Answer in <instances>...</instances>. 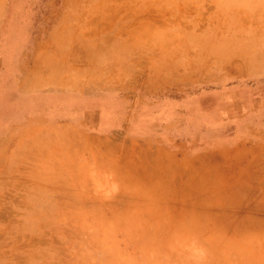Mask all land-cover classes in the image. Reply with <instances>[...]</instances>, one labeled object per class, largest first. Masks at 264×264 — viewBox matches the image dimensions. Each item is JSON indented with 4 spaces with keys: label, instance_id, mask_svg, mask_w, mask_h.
<instances>
[{
    "label": "rangeland",
    "instance_id": "374dc122",
    "mask_svg": "<svg viewBox=\"0 0 264 264\" xmlns=\"http://www.w3.org/2000/svg\"><path fill=\"white\" fill-rule=\"evenodd\" d=\"M0 264H264V0H0Z\"/></svg>",
    "mask_w": 264,
    "mask_h": 264
},
{
    "label": "crops",
    "instance_id": "0c3cea01",
    "mask_svg": "<svg viewBox=\"0 0 264 264\" xmlns=\"http://www.w3.org/2000/svg\"><path fill=\"white\" fill-rule=\"evenodd\" d=\"M22 64H23V62H19V63H17L16 62V69L19 71V74H21L22 73V70H21V66H22ZM18 65L20 66V68H18ZM24 73V72H23ZM68 145H72L73 146V148H80V146H82L81 145V143L80 142H78V140L76 141V140H74V138L72 139V142L71 143H68Z\"/></svg>",
    "mask_w": 264,
    "mask_h": 264
}]
</instances>
